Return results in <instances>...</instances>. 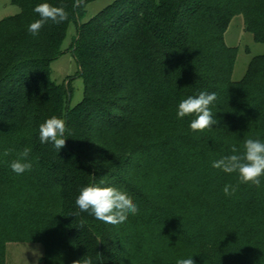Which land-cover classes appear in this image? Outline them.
Returning <instances> with one entry per match:
<instances>
[{"label": "trees", "instance_id": "obj_1", "mask_svg": "<svg viewBox=\"0 0 264 264\" xmlns=\"http://www.w3.org/2000/svg\"><path fill=\"white\" fill-rule=\"evenodd\" d=\"M90 1L10 0L19 12L0 20V264L8 242L41 244L42 264H97V253L103 264H160L163 249L169 264H264V178L242 184L212 166L232 145L264 141V55L233 82L237 49L224 42L242 14L264 43V0H114L82 22ZM44 2L68 19L33 37V8ZM71 24L83 97L69 108L70 89L51 80L50 64ZM201 91L217 94L219 123L194 132L177 109ZM52 116L71 130L60 151L39 139ZM25 147L33 166L17 175L9 165ZM89 185L127 192L139 213L118 225L76 215ZM225 185L238 187L226 196Z\"/></svg>", "mask_w": 264, "mask_h": 264}, {"label": "clouds", "instance_id": "obj_2", "mask_svg": "<svg viewBox=\"0 0 264 264\" xmlns=\"http://www.w3.org/2000/svg\"><path fill=\"white\" fill-rule=\"evenodd\" d=\"M85 3V0H74L73 7L79 8ZM38 19L28 25V32L37 37L41 29L51 21L54 24H60L68 19L69 13L64 6H54L51 3H39L33 8ZM218 97L215 92L201 91L198 96H189L178 104L177 117L184 118L191 116L190 129L194 132H202L210 129L213 125L219 123L212 112L211 105L217 101ZM71 134L66 121L62 118L52 116L39 126V139L42 144L51 143L53 147L60 151L66 145L67 135ZM14 149L6 148L3 156L8 157ZM31 149L25 147L20 151L17 159L10 163V168L17 175L32 169V162L29 160ZM230 155H225L218 160L213 161L214 168L222 170L224 173L238 175L239 183L251 184L256 187L261 185L264 178V141L260 139L248 138L243 143V150L236 145L230 148ZM237 186L225 185L223 192L226 196H231L237 190ZM75 204L80 213L88 212L95 219L104 223L118 225L128 219L129 214L136 215L139 213L138 206L134 203L132 197L125 191L113 186L89 185L80 188L76 197ZM81 227L87 220L81 218ZM97 236V240H99ZM33 255L37 257V264L41 253L33 250ZM104 257L97 253V264H103ZM73 264H93L91 258L74 260ZM176 264H195L194 259L182 258L177 260Z\"/></svg>", "mask_w": 264, "mask_h": 264}, {"label": "rangeland", "instance_id": "obj_3", "mask_svg": "<svg viewBox=\"0 0 264 264\" xmlns=\"http://www.w3.org/2000/svg\"><path fill=\"white\" fill-rule=\"evenodd\" d=\"M113 1L114 0H92L88 2L85 7L86 14L82 22L95 16ZM18 12V8L12 5L10 0H0V20L13 16ZM75 33L76 25L71 24L62 44V54L50 64L51 80L57 85H63L70 89L68 95L69 108L78 104L83 97V84L79 76V68L70 50L71 41ZM224 42L226 46L235 47L237 49L231 80L233 82H238L244 76L250 60L253 57L264 55V43L255 42L252 34L246 31V23L242 14L235 15L231 20L224 35ZM192 199L197 200L198 196H192L189 201ZM188 209L185 210L181 216L186 217L188 215ZM185 219H188V217ZM184 222L185 225L182 224L185 227L188 220ZM175 246L176 244L170 245V249H173ZM33 250H37L41 253L38 264H42L44 252L41 244L32 242H8L4 246V264H37V257L33 255ZM166 253H168V251L163 249L164 257L159 259L160 261L158 262L160 264L171 263L170 259L166 258Z\"/></svg>", "mask_w": 264, "mask_h": 264}]
</instances>
